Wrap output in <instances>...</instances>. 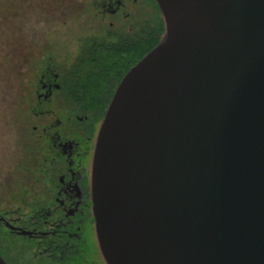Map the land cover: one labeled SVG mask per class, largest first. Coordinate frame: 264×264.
<instances>
[{
  "label": "water",
  "instance_id": "1",
  "mask_svg": "<svg viewBox=\"0 0 264 264\" xmlns=\"http://www.w3.org/2000/svg\"><path fill=\"white\" fill-rule=\"evenodd\" d=\"M156 1L93 155L103 258L264 264V0Z\"/></svg>",
  "mask_w": 264,
  "mask_h": 264
},
{
  "label": "flooded vegetation",
  "instance_id": "2",
  "mask_svg": "<svg viewBox=\"0 0 264 264\" xmlns=\"http://www.w3.org/2000/svg\"><path fill=\"white\" fill-rule=\"evenodd\" d=\"M85 6L97 29L64 70L49 34L35 35L43 39L34 42L25 95L31 148L18 165L22 173L5 181L0 196V256L8 264H107L97 237L93 155L116 88L159 43L165 22L156 0H89ZM39 10L47 31L50 8ZM150 13L161 19L151 47Z\"/></svg>",
  "mask_w": 264,
  "mask_h": 264
},
{
  "label": "rangeland",
  "instance_id": "3",
  "mask_svg": "<svg viewBox=\"0 0 264 264\" xmlns=\"http://www.w3.org/2000/svg\"><path fill=\"white\" fill-rule=\"evenodd\" d=\"M88 3L89 0H0V196L5 181L22 173L18 165L31 148L27 140L30 119L25 95L34 72L31 60L34 42L43 39H35L36 32L49 34L55 62L62 64L64 70L72 63L80 42L97 29L98 24L91 22L93 10L85 6ZM46 5L52 20L50 33L46 31V16L38 18L39 9ZM154 18L150 13V47L161 31V19L157 22Z\"/></svg>",
  "mask_w": 264,
  "mask_h": 264
},
{
  "label": "trees",
  "instance_id": "4",
  "mask_svg": "<svg viewBox=\"0 0 264 264\" xmlns=\"http://www.w3.org/2000/svg\"><path fill=\"white\" fill-rule=\"evenodd\" d=\"M154 44V43H153Z\"/></svg>",
  "mask_w": 264,
  "mask_h": 264
}]
</instances>
